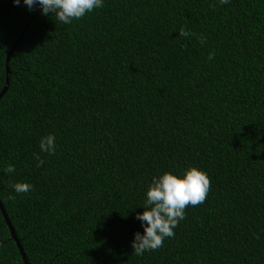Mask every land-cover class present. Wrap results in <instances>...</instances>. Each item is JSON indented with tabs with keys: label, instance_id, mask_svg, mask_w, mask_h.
I'll use <instances>...</instances> for the list:
<instances>
[{
	"label": "trees",
	"instance_id": "16d2710c",
	"mask_svg": "<svg viewBox=\"0 0 264 264\" xmlns=\"http://www.w3.org/2000/svg\"><path fill=\"white\" fill-rule=\"evenodd\" d=\"M36 8L0 0V91ZM9 68L0 200L30 264H264V0H104L70 24L39 10ZM189 166L206 199L137 256L151 178ZM0 264H25L1 211Z\"/></svg>",
	"mask_w": 264,
	"mask_h": 264
},
{
	"label": "clouds",
	"instance_id": "9594fccd",
	"mask_svg": "<svg viewBox=\"0 0 264 264\" xmlns=\"http://www.w3.org/2000/svg\"><path fill=\"white\" fill-rule=\"evenodd\" d=\"M229 2L230 0H218L220 5ZM13 3L19 4L21 0H13ZM23 3L29 10L39 7L42 15L54 14L57 21L64 24L79 20L94 9L104 6V0H23ZM179 35L187 37L190 30L182 27L179 29ZM203 42L204 37H201V43ZM213 55L214 53L210 52L208 58L212 59ZM55 141L54 134L42 136L39 141L40 151L49 155L54 154ZM34 155L36 166L40 167L44 161L38 153ZM3 171L6 174L15 173V165L9 163ZM10 186L17 194L33 190V185L27 181H16ZM209 188L210 180L207 174L196 166H189L182 172L165 171L153 176L145 191L143 204L138 205L143 211L135 213L143 232L133 233L132 252L142 256L146 251L162 247L165 238L174 236V229L185 217L186 207L203 203Z\"/></svg>",
	"mask_w": 264,
	"mask_h": 264
},
{
	"label": "water",
	"instance_id": "95a60500",
	"mask_svg": "<svg viewBox=\"0 0 264 264\" xmlns=\"http://www.w3.org/2000/svg\"><path fill=\"white\" fill-rule=\"evenodd\" d=\"M39 7L36 8L34 14L30 17V19L27 21L26 25L24 26V28L22 29V31L19 33V35L17 36V38L14 40L12 46L10 47V49L8 50L7 52V55H6V61H5V68H6V79H5V83L0 91V98L1 96L6 92L8 86H9V81H10V68H9V61H10V58H11V55L15 49V47L17 46V44L19 43V41L22 39L23 35L25 34L28 26L30 25V23L32 22V20L34 19V17L37 15V13L39 12ZM0 211L5 219V222L7 223L8 227H9V230H10V237L13 238V240L15 241L17 247L19 248V251L21 253V256H22V259L24 261L25 264H30L27 257H26V254L22 248V245L18 239V237L16 236V233L14 231V228L7 216V213H6V210L4 209V206L0 200Z\"/></svg>",
	"mask_w": 264,
	"mask_h": 264
}]
</instances>
